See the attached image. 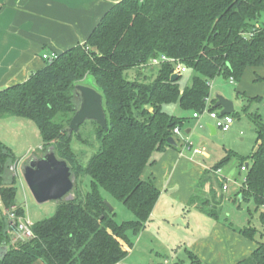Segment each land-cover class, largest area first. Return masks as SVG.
<instances>
[{
  "label": "trees",
  "instance_id": "trees-1",
  "mask_svg": "<svg viewBox=\"0 0 264 264\" xmlns=\"http://www.w3.org/2000/svg\"><path fill=\"white\" fill-rule=\"evenodd\" d=\"M263 15L264 0H121L102 16L84 43L45 62L26 81L0 90V118L9 115L31 121L43 147L67 163L72 178H89L85 193L74 186L71 200L57 202L50 217L32 224L30 240L11 245L14 224L8 213L23 218L24 210L16 201V177L9 172L16 157L0 141V247H6L0 264L36 260L119 264L124 260L133 247L130 235L144 228L160 194L153 179L142 173L155 164V153L179 147L173 130L182 129L187 120L165 113L163 106L176 104L192 113L206 106L216 110L215 99L207 104L215 78L237 83L247 67L264 66ZM160 57L166 61L156 67L152 79L144 78L142 71L149 61ZM177 64L192 73L190 84L183 88L179 86L182 74L170 81ZM134 69L137 75L128 79L125 73ZM87 76L101 95L107 129L90 121L99 146L82 164L72 139L87 140L80 131L68 136L63 129L75 111L74 86ZM246 100L264 106V95ZM248 117L255 145L250 155L239 158L241 165L248 166L234 200L251 201L257 210L264 208V115ZM169 138L174 145L167 143ZM233 157V152H227L214 169ZM101 191L120 202L134 220L117 223ZM202 206L199 209L208 217L217 218L213 209ZM259 220L264 225V209ZM239 233L256 242L251 257L264 264V240L256 239L258 230L248 225ZM188 257L190 264H200L192 253Z\"/></svg>",
  "mask_w": 264,
  "mask_h": 264
},
{
  "label": "crops",
  "instance_id": "crops-1",
  "mask_svg": "<svg viewBox=\"0 0 264 264\" xmlns=\"http://www.w3.org/2000/svg\"><path fill=\"white\" fill-rule=\"evenodd\" d=\"M119 1L121 0H0V90L22 83L32 73L42 69L45 66L43 54H60L84 43L102 16ZM143 77H147V73H143ZM263 79L264 66L247 67L237 83L217 77L210 83L208 103H211L216 95H221L232 101L233 112L239 113V116L248 120L249 114L263 116V103H250L246 100L264 95ZM243 109L247 110L246 113L242 112ZM216 111L220 113V109ZM192 114L189 112L185 118H192ZM195 120L205 131L204 140H201L198 146L187 136L191 133V128L185 131L182 129L183 133L176 137L179 147L155 153V164L144 169L142 177H151L160 194L149 220L137 235L150 234V225L155 223L172 233L169 245L173 246V251H183L187 255L190 252L200 264H257L251 257L257 244L239 233L243 228L241 224L235 227L226 219L220 220L218 216L208 217L199 209L202 205L221 208L224 203L234 200L235 194L243 186L241 181L245 179L246 172H243V178L239 180L242 165L239 164L237 175L232 168L224 171L225 165L230 161L218 169L214 167L227 152H233L235 157L232 159H235L247 157L254 148L252 146L249 152H240V148L233 145L231 135L241 126V123L235 125L234 121L228 132H224L219 138L221 147L214 151L218 154L215 159L206 143L209 141L215 144L218 129L206 117ZM187 142L192 144L191 148L186 146ZM201 148V153H194L195 149ZM246 164L244 165L247 167ZM216 170L219 171V176L228 180L226 192L221 189L220 177ZM231 185L233 188H230ZM198 188L202 193L200 198L195 195ZM230 189L232 197L227 196ZM16 192L17 201V183ZM18 205L23 208V218L28 221L24 207ZM0 210L3 211L1 204ZM180 212L183 213L180 215ZM174 220L176 221L173 224ZM172 225H175L176 229ZM181 226L185 229L182 230ZM125 259L119 264H124ZM189 261L190 264L191 260ZM31 264L43 263L36 260Z\"/></svg>",
  "mask_w": 264,
  "mask_h": 264
},
{
  "label": "rangeland",
  "instance_id": "rangeland-1",
  "mask_svg": "<svg viewBox=\"0 0 264 264\" xmlns=\"http://www.w3.org/2000/svg\"><path fill=\"white\" fill-rule=\"evenodd\" d=\"M148 66L149 67L145 68L142 73H147V77L144 78H149L150 80L156 74L157 66ZM135 71V69L127 71L125 76L128 79H131V77L137 75ZM191 77L192 73L190 71L183 73L179 81V86L183 88L184 86L189 85L191 82ZM79 85L98 91V88L95 86L91 76L85 77L83 81L79 83ZM231 89H233L232 86ZM163 111L167 114L181 117H186V115L189 114L188 111L182 110L176 104L165 105L163 107ZM234 121L235 125H239L238 123H241V126L239 127L238 131L231 135V141L233 142L234 146L240 148V152L243 150L245 152H249L252 146L254 148L256 138L255 132H252L254 129L253 123L241 115L239 117H235ZM187 128H191L192 130L190 134H187V136H190V138H192L191 141L193 144L198 146L201 143V140H204V129L200 128L196 120L192 118H187L182 129L185 131ZM79 131L82 137L87 140V142L83 141L81 143L73 138L71 146L81 163L85 164L89 157L97 151L99 144L94 138L92 124L90 121H86L84 124H82ZM222 135H224V132L218 130L217 135L215 136V144H211L209 141L206 143L207 148L212 150L213 158L215 159L218 158V154L214 153V151L219 149L218 147H221L218 140L220 137H222ZM241 139L243 140L241 141ZM0 141L11 149L17 159V161L11 166L9 172L16 177L18 188L17 202L24 207L26 217L30 222V225L32 226V224L50 217L54 212L56 203H36L25 185L22 174L23 169L31 160L43 157L51 148L47 149L43 147L37 127L31 121L9 115H5L0 118ZM239 164V158L232 159L227 165H225L224 171L227 172L230 168H232L233 171L235 170L234 172L237 175L239 172ZM239 173V180H241L244 173ZM72 179L73 189L74 186H76L79 188V190H81L82 193H85L88 190L89 178L73 176ZM230 188H233V186L231 185ZM73 189L71 191L69 200L74 197ZM195 195L197 198L201 197L202 193L199 188L196 189ZM101 196L103 197L104 202L110 204L111 208L113 209V213L115 215L114 220L117 223L134 220V216L120 202L114 200L111 196L103 191H101ZM227 196L232 197L231 189L227 192ZM233 201L224 203L221 208L219 206L216 208H211V206H209L208 208L207 205L202 206V208L213 209L216 211V214L220 220L226 219L227 222L233 223L235 227H237V224H241L243 227H247L248 225L253 226L258 230L256 239L258 241L264 240V225L261 224L259 220V214L264 208H259L256 210L254 204L251 201L240 203L236 202V200ZM198 204L201 205V202L199 201ZM182 213L183 212H180V215ZM176 220L172 221V223H175ZM172 227L175 228V225H172ZM148 228L147 230H150ZM150 228V234L144 233L142 236L130 235V238L133 242V249L125 259L124 264H165V261L166 264H189L190 261L187 253L183 251H173V246L171 245V247L169 245L173 237L169 230H165L164 226H157L155 223L151 224ZM181 229L183 230L185 228L181 226ZM17 243L22 242L19 241Z\"/></svg>",
  "mask_w": 264,
  "mask_h": 264
},
{
  "label": "water",
  "instance_id": "water-1",
  "mask_svg": "<svg viewBox=\"0 0 264 264\" xmlns=\"http://www.w3.org/2000/svg\"><path fill=\"white\" fill-rule=\"evenodd\" d=\"M177 77L178 74L173 73L170 81H175ZM74 94L77 101L75 111L68 125L63 129L64 132L68 136L76 135L79 133L80 126L86 121H94L101 129L106 130V118L101 95L94 89L79 84L74 86ZM215 100L214 108L220 109L221 115L233 113L232 101L221 95H216ZM211 128L213 129V127ZM186 132L188 133L189 130ZM167 143L175 144L173 138L167 139ZM22 175L25 185L36 203H57L70 199L73 189L70 168L65 161L57 159L52 149L43 157L31 160L23 169ZM105 206L110 212H113L110 204L105 202ZM5 252L6 247L1 246L0 259L4 257Z\"/></svg>",
  "mask_w": 264,
  "mask_h": 264
},
{
  "label": "built area",
  "instance_id": "built-area-1",
  "mask_svg": "<svg viewBox=\"0 0 264 264\" xmlns=\"http://www.w3.org/2000/svg\"><path fill=\"white\" fill-rule=\"evenodd\" d=\"M58 54L56 53H50V54H43L42 55V59L46 62V63H51L54 59H56ZM166 61V59L164 57H160V58H156V59H151L148 63V65L151 66H158L160 65V63ZM187 70L182 67L181 65L177 64L175 66V71L174 73L177 74H183L185 73ZM229 81L232 83L233 80L229 79ZM208 104V101H207ZM202 116H206L208 119H210L213 123V126L220 130L221 132H227L233 122L234 119L230 116V115H221L218 111L213 110L210 111L207 106L201 111V112H194L192 114V118L194 119H198ZM200 128H202V125H199ZM182 132V129L179 128H175L173 130V135L175 137H178ZM186 146L188 148H191L192 144L187 142ZM201 151H203V149H195L194 153H201ZM247 167L245 165H242L240 167V171L241 172H246ZM216 174L219 176V171L216 170ZM220 177V181H221V189L223 192H226L228 190V180L219 176ZM245 183V179H243L241 181V185ZM8 219L11 221V225L14 224V230L11 232V239H10V244L14 245L15 243L21 241V242H25L30 240L33 237L32 231H31V225L28 221H26L24 218L22 217H16L15 214L13 212L8 213Z\"/></svg>",
  "mask_w": 264,
  "mask_h": 264
}]
</instances>
